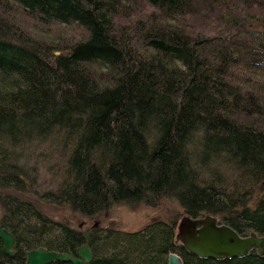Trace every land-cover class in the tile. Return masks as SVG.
<instances>
[{"label":"trees","instance_id":"trees-1","mask_svg":"<svg viewBox=\"0 0 264 264\" xmlns=\"http://www.w3.org/2000/svg\"><path fill=\"white\" fill-rule=\"evenodd\" d=\"M216 164L230 186L208 179ZM263 190L264 0H0V225L15 238L0 264L74 254L79 223L166 199L264 236ZM176 222L88 264H264L199 258Z\"/></svg>","mask_w":264,"mask_h":264},{"label":"water","instance_id":"water-1","mask_svg":"<svg viewBox=\"0 0 264 264\" xmlns=\"http://www.w3.org/2000/svg\"><path fill=\"white\" fill-rule=\"evenodd\" d=\"M264 199V190L261 194ZM220 217L213 214L192 217L184 214L176 224L174 237L175 244H181L185 250L199 258L223 259L241 258L252 250L258 255L264 256V236L251 231L247 235L238 234L227 224H219ZM85 222L78 224L81 229ZM88 234L83 235L84 244L77 247L75 255L47 250L39 246L25 250L26 264H47L52 261L70 262L71 264H88L93 254L88 245ZM0 240L3 244V251L9 255L13 254L12 247L15 238L11 232L0 225ZM167 264H181V257L176 253H169Z\"/></svg>","mask_w":264,"mask_h":264},{"label":"rangeland","instance_id":"rangeland-1","mask_svg":"<svg viewBox=\"0 0 264 264\" xmlns=\"http://www.w3.org/2000/svg\"><path fill=\"white\" fill-rule=\"evenodd\" d=\"M41 148L43 149V151L40 153L44 157L41 160H39L37 157H34L32 162L35 165H38L39 163L40 165H42L48 162V159L45 156L46 154H50V148L47 147V144H43ZM214 168L218 172H220L218 182H216L212 177L210 179V176L208 177V179L212 183H217V185L219 186L222 185V187L225 184L227 186H230L231 181H234L235 177H229L226 174L222 173V171L224 172L226 168L220 167L218 166V164L214 165L212 169L214 170ZM182 215L184 214L181 207L176 202L168 199L160 202L156 207L141 205L137 208H132L125 205H115L109 211L106 219L90 220L87 223V226L82 227L80 230L83 235L84 231L88 227L90 229L91 227L97 229L95 231H92L91 233L90 237L92 238V236H94V238L92 239V245L90 244V249L93 256L95 253L97 257H101L109 255L116 250H113V247L111 245L113 244V242L116 243L122 239L121 234L137 232L155 221L169 222L173 216L178 222ZM69 222L73 227L77 228V226L74 225L73 222Z\"/></svg>","mask_w":264,"mask_h":264},{"label":"flooded vegetation","instance_id":"flooded-vegetation-1","mask_svg":"<svg viewBox=\"0 0 264 264\" xmlns=\"http://www.w3.org/2000/svg\"><path fill=\"white\" fill-rule=\"evenodd\" d=\"M213 215H218L220 218H221V216L219 215V214H213ZM226 224V223H224L223 222V220H222V218L220 219V222H219V224ZM83 227H86V225H83ZM86 231H88L89 232V234H88V238L91 236V233H92V230L88 227V228H86V230L84 231V233L86 232ZM84 235V234H83ZM241 235V234H240ZM243 235H247V234H243ZM85 243V242H84ZM83 243V244H84ZM82 244V245H83ZM89 245V244H88ZM89 247H91L90 245H89ZM72 255H75V253L74 254H72ZM264 257V256H263Z\"/></svg>","mask_w":264,"mask_h":264}]
</instances>
